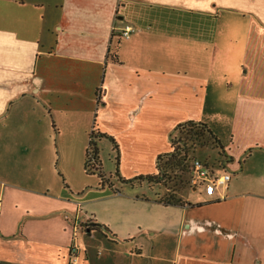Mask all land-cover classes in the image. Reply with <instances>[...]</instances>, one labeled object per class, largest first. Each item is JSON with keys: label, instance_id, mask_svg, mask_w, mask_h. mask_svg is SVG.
<instances>
[{"label": "crops", "instance_id": "crops-1", "mask_svg": "<svg viewBox=\"0 0 264 264\" xmlns=\"http://www.w3.org/2000/svg\"><path fill=\"white\" fill-rule=\"evenodd\" d=\"M38 118L78 135L80 155L90 131L113 137L122 187L158 173L179 126L205 124L222 149L215 166L232 179L212 197L188 187L184 206L156 190L129 196L125 206L150 211L119 243L106 240L114 217L98 211L113 199L107 185L121 194L112 177L79 189L98 195L68 201L72 217L7 206L0 264H69L73 244L79 264H264V0H0V120ZM36 195L24 202L48 203ZM96 228L107 237L100 256L83 243L103 235Z\"/></svg>", "mask_w": 264, "mask_h": 264}, {"label": "rangeland", "instance_id": "rangeland-1", "mask_svg": "<svg viewBox=\"0 0 264 264\" xmlns=\"http://www.w3.org/2000/svg\"><path fill=\"white\" fill-rule=\"evenodd\" d=\"M32 124L30 125L23 121L0 120V213L1 210H3V213L6 212L7 206L9 213L25 212L26 208L29 207L33 209L32 211H66L72 217L74 215L73 205L68 201L76 202L80 199L87 201L98 195L97 191H90L86 197L78 198L79 189L82 188V191H84L86 186H94V190L98 188L100 191L102 187V178L99 177L97 172L87 174L85 171L89 134L87 137V148H81L80 155L78 154L79 136H74L64 130L62 124L57 122V128H54V124L49 118H41V120L38 118L37 122ZM60 128L63 130H60ZM193 129L194 131H200L199 127H184L176 131L174 134V147L183 148L182 153L187 150L190 151L189 156L196 157L204 163H209L210 165L220 164L222 162L221 147L216 145L209 136H205L203 140L193 144V139L189 135L193 134ZM190 130L192 131L190 132ZM99 145L102 174L107 176L108 179L112 177L113 182L118 185L117 187L120 188L121 193L115 196L114 191L107 185L106 193L108 196H113V199L105 202V210L102 209L103 203L98 210L100 214L103 213L106 217H114L115 220L113 227L117 232H113L114 230L107 232V236L110 238L106 239L107 242L119 243L118 241L125 238L129 232H135L133 219H136L138 223L140 214L150 211V205L145 202L134 201L130 206L129 204L125 206L124 203L129 196L138 195L142 198L146 195L151 197L154 190H156L155 197L157 199L162 198L165 194L172 195L174 191L185 196L188 195L190 191V188H188L190 187V174L186 168L182 171L177 170L176 173L171 170L168 171L167 175H170V179L166 184L162 185L164 188H161L162 191L160 192H158L160 187L153 183L150 184L148 180H144L142 185L139 182V177L133 178L132 181L135 183H126L129 187H122L121 180L123 179L118 173V152L113 148L111 141L100 140ZM181 180L183 181L182 183L180 182ZM64 181H68L71 187L67 186ZM185 182L189 184L186 185ZM25 186L32 188L34 192L24 189L23 187ZM37 192L48 196L47 198L40 197L43 201H48V203L24 202L25 200H31L34 196L37 198ZM110 205H112L111 210L107 207H110ZM166 212L169 215L170 210H166ZM109 213L113 215L111 216ZM125 219L131 225L124 223L123 220ZM97 232L103 234L102 231L97 230ZM103 238L107 237L104 234H95L92 240L88 237H83V243L88 244V242H91L93 250L100 256L105 253L101 247L104 242L102 241L104 240ZM106 253L107 255L105 256L112 260L117 255V253Z\"/></svg>", "mask_w": 264, "mask_h": 264}, {"label": "trees", "instance_id": "trees-1", "mask_svg": "<svg viewBox=\"0 0 264 264\" xmlns=\"http://www.w3.org/2000/svg\"><path fill=\"white\" fill-rule=\"evenodd\" d=\"M98 100H100V96ZM184 127H197V128L199 127L200 129L199 132L198 130L194 131V129L196 128H194L193 131L190 130V132L191 131L193 132V134H189L191 139H193V144L194 142L203 140L205 136H209L215 142L216 145L219 144L217 138L213 136L212 132L209 130V128L205 124L188 122L184 124L183 126H179L178 130ZM102 138L109 139L114 144V147L117 150L118 146L113 137L108 136L107 134H104L101 132H95V131L91 132L89 146L86 150L85 171L87 174H93L97 172L99 174V177H101L102 180H104L105 178H104V175L102 174V163L100 159V148H99V143H98V141ZM172 141H173V147H174V144H175L174 137ZM180 148L181 147L179 146L174 147L173 152L169 154L160 155L157 161L158 173L147 175V176H139L140 180H148L149 183H160L163 185V184H166L168 180L170 179L169 178L170 175L169 174L167 175L168 171L171 170L172 172L176 173L177 170H181V171L185 170V168L187 167L186 161H185L187 159V156L182 154L183 148L181 149ZM189 152L190 151L188 150L185 151L186 154H189ZM118 173H119V170H118ZM174 178H177V177H174ZM180 182L182 183L183 181L181 180ZM187 184L188 183H186V185ZM169 192L172 193L171 190H169ZM160 200H162V202L166 205L184 206L188 204V202L180 198L179 194L176 191H174L172 195L165 194V196L160 198ZM97 226L101 227L102 229H105V227L102 226L101 224H97ZM97 230L100 231V228H96V231ZM69 255H70V249H69Z\"/></svg>", "mask_w": 264, "mask_h": 264}, {"label": "built area", "instance_id": "built-area-1", "mask_svg": "<svg viewBox=\"0 0 264 264\" xmlns=\"http://www.w3.org/2000/svg\"><path fill=\"white\" fill-rule=\"evenodd\" d=\"M135 31V28L125 26L121 36L129 39ZM182 154L187 156L185 161L186 165H188L186 168L190 174V188H194L195 190H197V188H203L205 195L212 197L219 188H226L228 186L232 179V173L226 170L224 165L222 168H216L215 165L204 163L196 157L189 156V154H186L185 152ZM190 158L192 159L190 160ZM224 161L226 160L224 159ZM222 164H224V162ZM79 252L78 246H71L69 264L80 263Z\"/></svg>", "mask_w": 264, "mask_h": 264}]
</instances>
